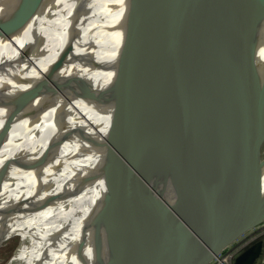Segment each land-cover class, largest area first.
Wrapping results in <instances>:
<instances>
[{"label":"bare ground","instance_id":"obj_1","mask_svg":"<svg viewBox=\"0 0 264 264\" xmlns=\"http://www.w3.org/2000/svg\"><path fill=\"white\" fill-rule=\"evenodd\" d=\"M37 1L0 0V239L33 212L16 223L13 234L22 239L4 264H72L86 250V264H111L119 244L108 238V221L147 208L146 221L156 212L172 220L178 199L167 164L143 172L145 165L131 146L137 136L134 108L127 100L114 107L119 92L127 90L122 84L130 73L124 60L125 0H47L30 19L24 10ZM215 26L210 20L209 30ZM257 60L264 74V20ZM254 71L249 100L255 91L258 98L252 133L261 140L264 75L258 78ZM135 76L143 101L174 125ZM114 124L116 130L110 131ZM115 133L120 134L117 140ZM26 179L32 185L21 187ZM122 188L139 201L145 193L147 208L136 200L111 205V193ZM24 189L31 194L19 207L17 193ZM4 200L9 207H1Z\"/></svg>","mask_w":264,"mask_h":264},{"label":"water","instance_id":"obj_2","mask_svg":"<svg viewBox=\"0 0 264 264\" xmlns=\"http://www.w3.org/2000/svg\"><path fill=\"white\" fill-rule=\"evenodd\" d=\"M46 1L24 11L31 19ZM124 11L130 73L114 107L127 100L134 108L137 136L131 146L143 172L167 164L178 199L172 220L156 212L146 221L145 193L139 201L123 188L113 191L111 205L136 200L147 209L107 222L108 238L119 244L111 264H211L264 223V159H258L259 139L252 133L256 91L249 100L253 68L258 78L264 75L256 64L264 0H125ZM212 19L216 26L209 30ZM135 73L174 125L143 101ZM115 130L114 124L110 131ZM122 239H128L126 245ZM233 259L234 264L264 263V236Z\"/></svg>","mask_w":264,"mask_h":264},{"label":"rangeland","instance_id":"obj_3","mask_svg":"<svg viewBox=\"0 0 264 264\" xmlns=\"http://www.w3.org/2000/svg\"><path fill=\"white\" fill-rule=\"evenodd\" d=\"M263 145V146H262ZM42 146H40L41 150L43 151L45 149L42 148ZM60 149V148H57ZM40 150V152H41ZM54 155H59L60 151H56L53 152ZM52 154V155H53ZM258 159H264V137L259 140L258 142ZM27 172V171H24ZM23 173V172H22ZM30 179H26V183L22 184L21 187H26L29 185H32V183L30 182ZM30 191L28 189H24L21 190L17 193V197L19 200V207H21L24 202L26 201V199L29 197L30 195ZM2 205L1 207H9L10 202H6V200L1 201ZM7 203V204H5ZM5 204V205H4ZM111 206V205H110ZM113 208V206H111ZM44 207H42L43 209ZM41 209V208H40ZM37 211V210H36ZM33 212L29 213V214H25L23 215L20 219H18L15 223H13L8 229L7 231L3 234V236L0 239V264H4L11 256L12 254L15 252L17 246L19 245L21 239H22V235L21 234H13V231L15 229L16 223L23 219V217H29V215L32 216ZM76 219H73V221H75ZM264 236V223H262L260 226H257L253 229H251L250 231H248L246 234H244L238 241L234 242L233 245H231L230 247V251L231 252H226L223 251L224 253H222V257L227 255L228 253H237L239 251H241L245 246H247L249 243H251L253 240H255L258 237ZM3 241V242H1ZM88 250L81 252L72 262V264H86L87 262H85L86 260H89L90 254L88 255ZM232 257V256H231ZM228 257L227 261H224V264H234V259L233 257ZM219 260L215 259L211 264H218ZM261 264H264L263 262Z\"/></svg>","mask_w":264,"mask_h":264},{"label":"built area","instance_id":"obj_4","mask_svg":"<svg viewBox=\"0 0 264 264\" xmlns=\"http://www.w3.org/2000/svg\"><path fill=\"white\" fill-rule=\"evenodd\" d=\"M237 241H238V240H237ZM233 244H234V243H233ZM233 244H232V245H233ZM230 247H231V245L225 249L226 252H231V251H230ZM225 250H224V251H225ZM222 253H224V252H222ZM222 253L219 255V258H217V260H219V263H218V264H224V261H227L228 257H231V256L233 257V256L236 254V253H228L227 255H225V256L222 257V255H223ZM232 257H231V258H232Z\"/></svg>","mask_w":264,"mask_h":264}]
</instances>
